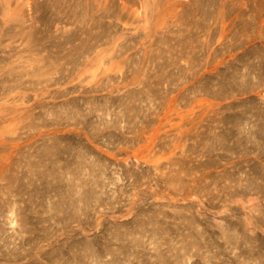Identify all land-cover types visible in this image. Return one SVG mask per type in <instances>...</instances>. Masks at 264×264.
Masks as SVG:
<instances>
[{
    "label": "rangeland",
    "instance_id": "obj_1",
    "mask_svg": "<svg viewBox=\"0 0 264 264\" xmlns=\"http://www.w3.org/2000/svg\"><path fill=\"white\" fill-rule=\"evenodd\" d=\"M0 264H264V0H0Z\"/></svg>",
    "mask_w": 264,
    "mask_h": 264
},
{
    "label": "bare ground",
    "instance_id": "obj_2",
    "mask_svg": "<svg viewBox=\"0 0 264 264\" xmlns=\"http://www.w3.org/2000/svg\"><path fill=\"white\" fill-rule=\"evenodd\" d=\"M247 83H248V82H247ZM258 86H259V85H258ZM229 87H230V86H229ZM229 87H228V88H229ZM230 90H231V89H230ZM232 92H233V91H232ZM230 93H231V92H230ZM236 116H237V115H236ZM235 130H236V129H235ZM235 130H234V131H235ZM234 131H233V132H234ZM237 131H238V130H237ZM235 132H236V131H235ZM242 135H243V134H242ZM262 138H263V137H262ZM242 144H243V143H242ZM236 147H237V146H236ZM238 147H239V146H238Z\"/></svg>",
    "mask_w": 264,
    "mask_h": 264
}]
</instances>
